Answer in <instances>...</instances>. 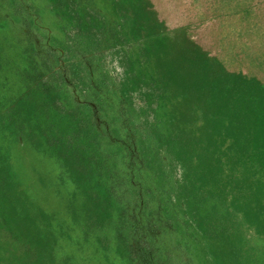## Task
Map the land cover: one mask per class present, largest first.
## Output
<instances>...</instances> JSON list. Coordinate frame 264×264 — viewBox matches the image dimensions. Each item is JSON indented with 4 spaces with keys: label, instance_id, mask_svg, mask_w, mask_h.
Instances as JSON below:
<instances>
[{
    "label": "rangeland",
    "instance_id": "1",
    "mask_svg": "<svg viewBox=\"0 0 264 264\" xmlns=\"http://www.w3.org/2000/svg\"><path fill=\"white\" fill-rule=\"evenodd\" d=\"M0 146V264H264V0H0Z\"/></svg>",
    "mask_w": 264,
    "mask_h": 264
},
{
    "label": "bare ground",
    "instance_id": "2",
    "mask_svg": "<svg viewBox=\"0 0 264 264\" xmlns=\"http://www.w3.org/2000/svg\"><path fill=\"white\" fill-rule=\"evenodd\" d=\"M9 145V144H8ZM1 147V146H0ZM27 158V157H26ZM32 158V157H31ZM55 210V209H54Z\"/></svg>",
    "mask_w": 264,
    "mask_h": 264
}]
</instances>
